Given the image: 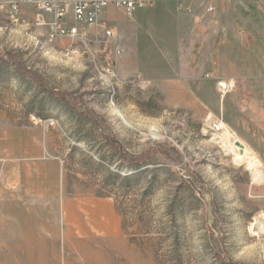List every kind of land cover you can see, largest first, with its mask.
<instances>
[{
    "label": "rangeland",
    "instance_id": "obj_1",
    "mask_svg": "<svg viewBox=\"0 0 264 264\" xmlns=\"http://www.w3.org/2000/svg\"><path fill=\"white\" fill-rule=\"evenodd\" d=\"M216 17L206 50L144 56L128 54L118 28L110 42H50L31 8L19 22L0 9V200L43 187L58 207L46 264H264L263 151L244 135L257 112L244 108L245 86L256 82L235 79L225 96L218 88L236 71L264 69V0H221ZM223 124L257 156L262 178L226 152ZM99 201L119 237L70 241L62 204L85 221ZM18 235L0 217V264H37L25 254L38 249Z\"/></svg>",
    "mask_w": 264,
    "mask_h": 264
},
{
    "label": "crops",
    "instance_id": "obj_2",
    "mask_svg": "<svg viewBox=\"0 0 264 264\" xmlns=\"http://www.w3.org/2000/svg\"><path fill=\"white\" fill-rule=\"evenodd\" d=\"M183 2L184 8L182 9L178 0H156L153 5L140 8L131 17L127 16L123 10L110 6L105 17L118 28L124 47L129 52L128 54H144V56H147L162 53L173 54L178 51L185 53L188 50L198 53L202 48L206 50L204 47H209L213 38H217L216 34L220 29L216 25L218 22L216 16L221 0H216V11L206 15L207 20L204 24H208L203 26L198 24L194 17L195 14L204 11H202L204 4L201 0H183ZM189 6L192 7L193 12L186 10ZM146 68L153 76H164L162 71L165 68L162 66L151 63L146 65ZM229 76L238 82H256L254 85H250V91V88L246 89L245 86V90H248V92L245 91L244 108H253L257 112L251 115L249 120L245 118L244 135L246 145L253 149L255 153H258V150L263 151L261 155H263L262 159L264 160V69H262V72L250 76L241 75L238 71ZM200 94L196 91L198 99H205V96ZM210 107L208 106V109H212ZM227 108L236 112L238 104L235 102L230 103ZM197 109L201 113L202 109L198 106ZM19 187L22 191L19 196L22 199L24 197V200L5 201L2 198L0 200V217L10 220V233L18 232L17 237L19 239L28 242V246L33 250L38 249V251H31L25 255L31 258L38 257L37 264H46L43 257L49 254L48 242L52 238H59L60 235L57 216L59 209L57 206L51 207L50 204L45 203L47 197L43 187H33V189ZM15 191L20 192L19 188ZM95 205L98 206L94 211L91 210L89 220L82 221V213L78 209L74 210V206L62 204L64 211H66V207L69 209L67 222L70 224V230L67 237L70 241L71 236L72 242H75L78 239L81 240V238L76 239L78 234L84 235L85 233L89 234V232L91 236L94 233H102L119 237L117 236V220L114 211L112 209L108 212L105 211L102 201L95 203ZM75 213H77V217H75ZM52 215H55V217L52 218ZM15 224L18 226L17 230H14ZM52 224L53 229H51ZM4 231L7 232V229ZM11 239H13V236H11Z\"/></svg>",
    "mask_w": 264,
    "mask_h": 264
},
{
    "label": "built area",
    "instance_id": "obj_3",
    "mask_svg": "<svg viewBox=\"0 0 264 264\" xmlns=\"http://www.w3.org/2000/svg\"><path fill=\"white\" fill-rule=\"evenodd\" d=\"M156 0H0V9L8 17L19 22L24 18L27 7L34 13L33 23L38 27L47 26V39L55 42L64 37L84 42H110L117 40V28L105 17L110 6L126 12L131 17L140 8L153 5ZM184 8L183 0H178ZM204 11L195 14V21L203 25L209 13L216 11V0H201ZM186 10L193 12L191 6ZM118 50V49H117ZM122 51L118 50L117 54ZM210 77L209 75H207ZM219 92L224 96L236 87L233 79H222L218 82ZM222 121L215 124L221 130Z\"/></svg>",
    "mask_w": 264,
    "mask_h": 264
},
{
    "label": "bare ground",
    "instance_id": "obj_4",
    "mask_svg": "<svg viewBox=\"0 0 264 264\" xmlns=\"http://www.w3.org/2000/svg\"><path fill=\"white\" fill-rule=\"evenodd\" d=\"M223 128L224 130L221 135V140L224 142L226 152L231 155L241 154V159L248 163L250 169L255 170V176L257 178H262V172L258 169L262 165L260 164L257 156L251 154L247 146L243 144L242 140H240L237 136L235 137L226 125H224ZM237 141H240L243 144V147L237 145Z\"/></svg>",
    "mask_w": 264,
    "mask_h": 264
},
{
    "label": "water",
    "instance_id": "obj_5",
    "mask_svg": "<svg viewBox=\"0 0 264 264\" xmlns=\"http://www.w3.org/2000/svg\"><path fill=\"white\" fill-rule=\"evenodd\" d=\"M236 144L239 145V146H241V147H243V144L240 141H237Z\"/></svg>",
    "mask_w": 264,
    "mask_h": 264
}]
</instances>
